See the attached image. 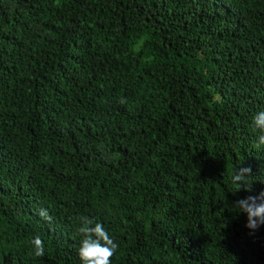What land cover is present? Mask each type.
Instances as JSON below:
<instances>
[{
  "label": "trees",
  "instance_id": "16d2710c",
  "mask_svg": "<svg viewBox=\"0 0 264 264\" xmlns=\"http://www.w3.org/2000/svg\"><path fill=\"white\" fill-rule=\"evenodd\" d=\"M261 110L264 0H0V264H264Z\"/></svg>",
  "mask_w": 264,
  "mask_h": 264
},
{
  "label": "clouds",
  "instance_id": "9594fccd",
  "mask_svg": "<svg viewBox=\"0 0 264 264\" xmlns=\"http://www.w3.org/2000/svg\"><path fill=\"white\" fill-rule=\"evenodd\" d=\"M121 103L126 101L121 98ZM253 131L258 132L257 140L253 147L259 149L264 146V110L259 111L252 117ZM253 174L251 167H240L231 176V182L237 189V192L244 190L251 192L252 187L248 185L247 179ZM233 206L239 213L247 214L246 227L254 233L264 225V191L256 196H248L233 202ZM42 218L50 220L46 210H41ZM77 235L80 238L79 247L77 249L78 256L82 264H112V258L119 249V244L105 229L100 222H94L87 216L78 218L76 227ZM34 254L42 257L45 254V245L43 239L39 235H35L31 241Z\"/></svg>",
  "mask_w": 264,
  "mask_h": 264
}]
</instances>
